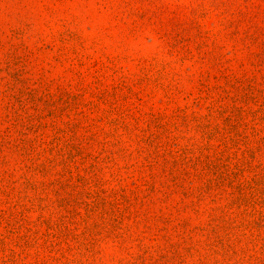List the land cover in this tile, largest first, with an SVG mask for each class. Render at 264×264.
Returning a JSON list of instances; mask_svg holds the SVG:
<instances>
[{
    "label": "rangeland",
    "instance_id": "obj_1",
    "mask_svg": "<svg viewBox=\"0 0 264 264\" xmlns=\"http://www.w3.org/2000/svg\"><path fill=\"white\" fill-rule=\"evenodd\" d=\"M0 264H264V0H0Z\"/></svg>",
    "mask_w": 264,
    "mask_h": 264
}]
</instances>
